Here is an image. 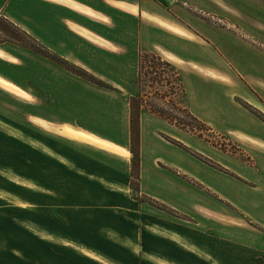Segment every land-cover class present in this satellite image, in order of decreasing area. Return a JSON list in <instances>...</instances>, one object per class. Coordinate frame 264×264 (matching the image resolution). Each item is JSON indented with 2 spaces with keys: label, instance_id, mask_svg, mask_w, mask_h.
I'll list each match as a JSON object with an SVG mask.
<instances>
[{
  "label": "crops",
  "instance_id": "1",
  "mask_svg": "<svg viewBox=\"0 0 264 264\" xmlns=\"http://www.w3.org/2000/svg\"><path fill=\"white\" fill-rule=\"evenodd\" d=\"M1 16L114 89L0 43V264H264V121L240 102L264 106V0H0ZM142 51L254 166L144 106L134 189Z\"/></svg>",
  "mask_w": 264,
  "mask_h": 264
},
{
  "label": "trees",
  "instance_id": "2",
  "mask_svg": "<svg viewBox=\"0 0 264 264\" xmlns=\"http://www.w3.org/2000/svg\"><path fill=\"white\" fill-rule=\"evenodd\" d=\"M4 41L14 42L25 47L32 49L33 51L51 59L52 61L58 63L64 68L70 70L71 72L83 77L86 80L91 81L97 85L103 87H111L107 82L101 80L96 75L91 73L86 68L79 66L78 64L69 61L65 57L58 55L56 52L52 51L41 41H39L35 36H33L28 30L24 29L20 25L16 24L14 21L6 16L0 17V43ZM148 67V68H147ZM173 69L175 76L177 77V82H174L171 77L166 75L167 69ZM148 69V70H147ZM152 69V70H150ZM146 70L148 72H146ZM153 71V72H152ZM145 73H154L157 75L152 78V81H157L158 83L166 82L167 89L159 90L157 94L159 98H150L153 101L147 100L145 96H150L146 93H142L139 97H132L131 100V148L134 154L132 159V186L140 192V150H141V112L144 106L151 109L152 112L158 114L159 116L167 119L170 123L178 126L179 128L188 131L196 132L199 130H212L206 122L197 117L189 108V106L183 102L186 90L180 79V70L174 66L170 61L164 59L160 54L152 51H142L140 55V73L139 80L142 81V77ZM177 95L183 98H177ZM248 109H250L254 114L259 116L264 120V117L257 110H253L248 107V104L242 103ZM174 111H178L181 116H177ZM173 143L185 148L190 153L197 156L202 161L216 167L221 168L220 164L214 162L212 159L204 156L201 153H195L190 150L188 146L184 143L177 141L171 137H166ZM187 178V177H186ZM190 180V179H188ZM192 183L197 184L196 180H190ZM153 201V200H151Z\"/></svg>",
  "mask_w": 264,
  "mask_h": 264
},
{
  "label": "rangeland",
  "instance_id": "3",
  "mask_svg": "<svg viewBox=\"0 0 264 264\" xmlns=\"http://www.w3.org/2000/svg\"><path fill=\"white\" fill-rule=\"evenodd\" d=\"M52 50V49H51ZM53 51V50H52ZM59 55V54H58ZM141 55V54H140ZM51 60V59H50ZM148 68V67H147ZM148 70V69H147ZM146 70V72H148ZM152 70V69H150ZM91 72V71H90ZM153 72V71H152ZM92 73V72H91ZM94 74V73H93ZM95 75V74H94ZM166 75L168 77H171L173 79L174 82H177V77L175 76V73H174V70L171 68L167 69L166 70ZM97 76V75H96ZM157 75H155L154 73H145L144 72V75L142 77V81L140 82L139 80V77H138V88L142 93H146L150 96H145V98H147V100H150L153 101V99H150V98H159L158 94H157V91L159 90H166L168 87L166 85V82H161V83H158L157 81H152V78L156 77ZM98 78H100L99 76H97ZM101 80L107 82L111 87H104V88H109V89H114V86L112 84H110L108 81L100 78ZM95 84V83H94ZM97 85V84H96ZM100 86V85H98ZM103 87V86H101ZM140 94V95H141ZM139 95V96H140ZM138 95L137 96H134V97H139ZM177 98H183V97H180V95H177ZM132 100V99H131ZM184 103L187 104L186 102V94H185V97H184V100H183ZM241 103H245V104H248V107H250L251 109L255 110V111H259L260 114L262 115V117H264V106L262 107L263 109L260 110L256 107H254L253 105H250L249 103H247L246 101L244 100H240ZM244 105V104H243ZM147 107V106H146ZM246 107V106H245ZM149 108V107H148ZM150 109V108H149ZM151 110V109H150ZM250 110V109H249ZM174 113L177 115V116H181L178 111H174ZM259 117V116H258ZM260 118V117H259ZM261 119V118H260ZM263 120V119H261ZM264 121V120H263ZM210 126V125H209ZM211 127V126H210ZM188 132V131H187ZM190 134H193V135H196L197 137H200L202 139H205L206 141L210 142L211 145H214L216 146L217 148L225 151V152H228L229 154H232V155H235V156H238V157H241L242 160L248 164V165H252L254 166L255 165V161L253 160V158L251 157V155H249L248 151H245L240 145L239 143L233 141L232 139H229L226 135H222V134H219L217 132H215L214 130H203L202 132H200L199 130H197V133L196 132H188ZM166 137H169V136H166ZM176 140V139H175ZM178 141V140H177ZM190 148V147H189ZM190 150L192 152H195V153H199L195 150H192V148H190ZM194 155V154H193ZM204 155V154H203ZM195 156V155H194ZM205 156V155H204ZM197 157V156H196ZM207 157V156H206ZM198 158V157H197ZM209 158V157H208ZM43 159V158H42ZM40 158V155L35 152V151H32L30 150V171H37V168H38V161L39 163H42V165H44L43 163V160ZM199 159V158H198ZM201 160V159H200ZM213 160V159H212ZM214 161V160H213ZM204 162V161H203ZM216 162V161H214ZM206 163V162H205ZM218 163V162H216ZM208 164V163H207ZM220 164V163H218ZM46 165V163H45ZM210 165V164H209ZM212 166V165H210ZM220 166L222 167L221 168H216L220 171H223V172H226V173H229V174H232L234 175L235 177L237 178H241L239 176H237L236 174H234L233 172L229 171V169H227L226 167H224L223 165L220 164ZM214 167V166H212ZM187 176H185L186 178ZM187 180L190 179L192 180V178L190 177H187L186 178ZM133 180V179H132ZM188 180V181H190ZM194 180V179H193ZM192 182V181H190ZM195 184V183H194ZM135 189V188H134ZM143 200L146 199L148 202L150 203H154L151 201V199L149 198H146V197H142ZM168 211H170L171 213H174V211L168 209Z\"/></svg>",
  "mask_w": 264,
  "mask_h": 264
}]
</instances>
